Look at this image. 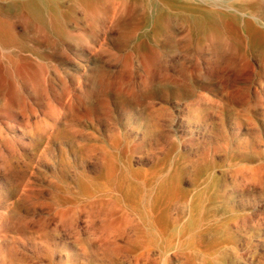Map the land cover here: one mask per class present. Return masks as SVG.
Returning <instances> with one entry per match:
<instances>
[{
	"label": "rangeland",
	"instance_id": "374dc122",
	"mask_svg": "<svg viewBox=\"0 0 264 264\" xmlns=\"http://www.w3.org/2000/svg\"><path fill=\"white\" fill-rule=\"evenodd\" d=\"M0 264H264V0H0Z\"/></svg>",
	"mask_w": 264,
	"mask_h": 264
}]
</instances>
